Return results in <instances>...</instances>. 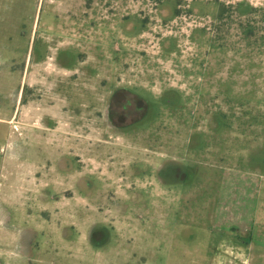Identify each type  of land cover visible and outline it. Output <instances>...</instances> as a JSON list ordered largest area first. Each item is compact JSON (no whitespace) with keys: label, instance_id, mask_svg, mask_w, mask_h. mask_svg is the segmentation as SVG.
<instances>
[{"label":"rangeland","instance_id":"374dc122","mask_svg":"<svg viewBox=\"0 0 264 264\" xmlns=\"http://www.w3.org/2000/svg\"><path fill=\"white\" fill-rule=\"evenodd\" d=\"M229 1L0 0V264H264V0Z\"/></svg>","mask_w":264,"mask_h":264},{"label":"crops","instance_id":"0c3cea01","mask_svg":"<svg viewBox=\"0 0 264 264\" xmlns=\"http://www.w3.org/2000/svg\"><path fill=\"white\" fill-rule=\"evenodd\" d=\"M256 175L254 174H250L246 177H244L246 180H244V182H239L237 183L236 178L233 177L232 179H228L227 181H225V189L229 188V187H235L238 186L240 188H245L246 186L249 188L255 187L256 185L257 188L261 187V182L257 183V180H255ZM249 178V179H247ZM245 186V187H244ZM263 195H264V186H263ZM218 204V203H217ZM247 206L250 208L251 210V215L249 217H247L246 219L244 218H240L239 215L237 214L235 218H233L234 223L236 225H238L239 227L242 228V233L246 234L248 231L246 229V227H248L249 222L251 220L253 224H258V225H263L264 226V202H262L261 204L256 203V204H247ZM220 207H224L226 210H229L230 205L226 206V205H222L220 206L219 204L217 205V208L220 209ZM227 212L224 215L223 218H221V220H226L227 217ZM219 217V212L217 213V216H215V218ZM219 218H217L218 220ZM252 224V226H253ZM250 244L249 243H244V245H241V247L239 248L241 254H242V258L243 260H246L247 257L250 255Z\"/></svg>","mask_w":264,"mask_h":264},{"label":"built area","instance_id":"2783aa9c","mask_svg":"<svg viewBox=\"0 0 264 264\" xmlns=\"http://www.w3.org/2000/svg\"><path fill=\"white\" fill-rule=\"evenodd\" d=\"M230 1L229 0H227V2L226 3H229Z\"/></svg>","mask_w":264,"mask_h":264}]
</instances>
